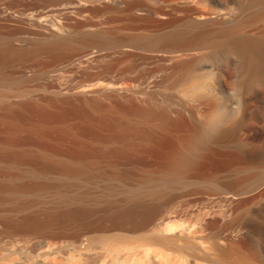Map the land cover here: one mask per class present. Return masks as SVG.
<instances>
[{
	"label": "rangeland",
	"instance_id": "1",
	"mask_svg": "<svg viewBox=\"0 0 264 264\" xmlns=\"http://www.w3.org/2000/svg\"><path fill=\"white\" fill-rule=\"evenodd\" d=\"M263 12L264 0H0V264H53L45 245L64 240L94 242L89 264L109 259L105 242L140 235L146 208L202 228L199 248L233 244L231 261L264 264V81L246 82L224 33L264 36ZM192 74L210 95L187 94ZM217 108L226 129L196 144Z\"/></svg>",
	"mask_w": 264,
	"mask_h": 264
},
{
	"label": "bare ground",
	"instance_id": "2",
	"mask_svg": "<svg viewBox=\"0 0 264 264\" xmlns=\"http://www.w3.org/2000/svg\"><path fill=\"white\" fill-rule=\"evenodd\" d=\"M243 25L244 23H238L224 33L228 34V40L243 56L247 71H245L246 82L250 85L264 81V36L253 38L248 34L241 33ZM186 36L185 32H179L165 36L163 40L177 43L182 39L185 40ZM220 42V40L214 41V43ZM56 43L62 46L69 43V40L61 39ZM200 78V76L192 74L185 80L186 82L184 80L183 82L186 83L187 94L202 99L206 96V87ZM226 127L227 124L210 137L200 128L196 133L197 136H194V142L200 145L206 144L216 135L220 136ZM140 215L131 228L134 232H139L140 235L133 238L123 235L109 237L105 242L109 259L98 260L95 264H255L253 259L248 257H244L240 261H231L230 258L237 251L233 244L224 247L215 241L205 249L199 248L192 240L204 233L202 228L175 227L174 224L167 223L156 208H146ZM254 233L264 235V227L255 225ZM213 238L216 240V235H213ZM92 244L94 242L86 244L80 241L65 242L64 240L48 242L45 248L53 256V264H89L85 256L90 253Z\"/></svg>",
	"mask_w": 264,
	"mask_h": 264
},
{
	"label": "clouds",
	"instance_id": "3",
	"mask_svg": "<svg viewBox=\"0 0 264 264\" xmlns=\"http://www.w3.org/2000/svg\"><path fill=\"white\" fill-rule=\"evenodd\" d=\"M207 87L205 92L211 94V78L209 77L206 81ZM228 123V116L223 109L217 108L214 111L210 112L207 119L202 125L203 132L209 137L218 132Z\"/></svg>",
	"mask_w": 264,
	"mask_h": 264
}]
</instances>
